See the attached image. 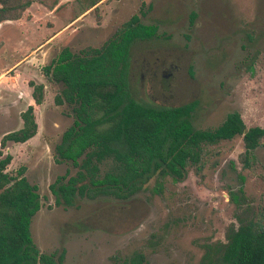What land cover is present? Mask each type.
<instances>
[{"label": "rangeland", "instance_id": "obj_1", "mask_svg": "<svg viewBox=\"0 0 264 264\" xmlns=\"http://www.w3.org/2000/svg\"><path fill=\"white\" fill-rule=\"evenodd\" d=\"M91 1L33 0L20 18L0 23V139L22 126L32 99L28 82L44 86L42 103H32L36 134L2 149L12 156L8 173L20 171L37 185L33 242L40 252L63 250L62 264H119L135 253L144 255L142 264H203L204 246L224 242L239 218L264 225V140L250 169L238 160L237 136L207 146L203 167L190 166L182 181L166 177L156 190L153 177L127 200L78 197L73 206L57 205L50 185L77 171L54 152L73 115L66 103H55L62 85L42 68L64 47L90 57L136 14L155 34L129 50L125 82L135 100H196L194 124L202 129L233 110L247 127H264V0H101L88 7Z\"/></svg>", "mask_w": 264, "mask_h": 264}, {"label": "trees", "instance_id": "obj_2", "mask_svg": "<svg viewBox=\"0 0 264 264\" xmlns=\"http://www.w3.org/2000/svg\"><path fill=\"white\" fill-rule=\"evenodd\" d=\"M33 0H0V23L16 20ZM101 0H92L88 7ZM195 14L190 19L193 24ZM155 27L140 22L134 14L116 35L90 57L64 47L42 72L62 85L55 95L57 105L66 103L73 123L55 145V160L67 161L76 174L57 177L50 185L55 203L73 206L78 197L127 200L155 177V189L170 177L182 181L190 166L203 167L209 145L241 136L243 151L238 160L243 169L254 163L256 149L264 140V127H247L237 110L228 112L216 126L202 129L194 124L197 101L176 106L140 103L126 88L129 50L149 39ZM35 105L43 101V84L29 81ZM33 104L21 112L22 126L0 139V264H62L64 251L40 252L30 231L32 217L41 207L37 185L22 172L10 175L12 156L2 149L11 141L23 143L37 132ZM239 179H245L241 174ZM243 193L242 187L238 189ZM238 201L240 195L229 191ZM264 212V211H263ZM203 264H264V225L259 220L238 219L230 224L225 241L204 246ZM144 255L135 253L119 264H142Z\"/></svg>", "mask_w": 264, "mask_h": 264}, {"label": "crops", "instance_id": "obj_3", "mask_svg": "<svg viewBox=\"0 0 264 264\" xmlns=\"http://www.w3.org/2000/svg\"><path fill=\"white\" fill-rule=\"evenodd\" d=\"M32 52H33V51L29 52L28 55H31ZM22 61H24V58H23L20 62H22ZM32 103H33V99H30V100L27 102L28 105H29V104H32Z\"/></svg>", "mask_w": 264, "mask_h": 264}]
</instances>
